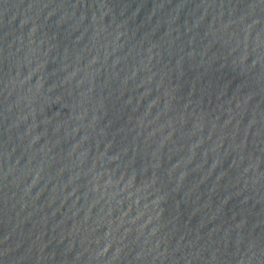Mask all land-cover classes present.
I'll use <instances>...</instances> for the list:
<instances>
[{
  "label": "water",
  "instance_id": "95a60500",
  "mask_svg": "<svg viewBox=\"0 0 264 264\" xmlns=\"http://www.w3.org/2000/svg\"><path fill=\"white\" fill-rule=\"evenodd\" d=\"M0 264H264V0H0Z\"/></svg>",
  "mask_w": 264,
  "mask_h": 264
}]
</instances>
